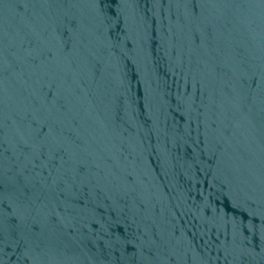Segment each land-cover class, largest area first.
Segmentation results:
<instances>
[{
  "label": "water",
  "instance_id": "water-1",
  "mask_svg": "<svg viewBox=\"0 0 264 264\" xmlns=\"http://www.w3.org/2000/svg\"><path fill=\"white\" fill-rule=\"evenodd\" d=\"M0 264H264V0H0Z\"/></svg>",
  "mask_w": 264,
  "mask_h": 264
}]
</instances>
